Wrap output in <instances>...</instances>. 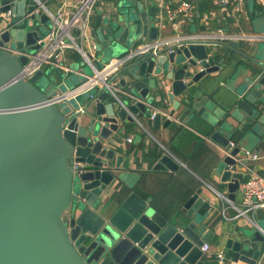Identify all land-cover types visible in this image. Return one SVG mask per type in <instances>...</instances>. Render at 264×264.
<instances>
[{"label":"water","instance_id":"1","mask_svg":"<svg viewBox=\"0 0 264 264\" xmlns=\"http://www.w3.org/2000/svg\"><path fill=\"white\" fill-rule=\"evenodd\" d=\"M121 1L91 29L94 54L121 47L127 52L142 39L157 38L156 1L127 0V10ZM0 5V13L11 9L14 26L0 25V46L12 42L16 50L35 51L37 25L24 24L45 23L46 14L33 13L31 0ZM249 40L240 48L235 39H180L170 52L131 60L111 90L77 95L64 109L50 101L62 92L47 96L38 87L43 69L25 80L26 56L0 51V264H205L201 247L213 238L207 219L215 208L202 189L187 198L183 214L163 216L151 198L133 190L119 139L127 123L158 130L172 121H200L206 138L225 153L213 170L215 190L226 189L235 201L248 164L243 151L264 150V39ZM228 52L233 55L226 58ZM232 121V132L255 139L251 149L231 145ZM180 166L165 152L152 170ZM120 183L129 192L115 202L107 192ZM224 247L231 264L264 262V232L254 226L226 239Z\"/></svg>","mask_w":264,"mask_h":264},{"label":"crops","instance_id":"2","mask_svg":"<svg viewBox=\"0 0 264 264\" xmlns=\"http://www.w3.org/2000/svg\"><path fill=\"white\" fill-rule=\"evenodd\" d=\"M164 1L174 7L179 0ZM187 1L193 7L189 16L182 23L178 34L180 37L196 36L197 38L215 40L220 39L222 36L225 39L227 35L247 36V40L246 38L235 39L239 42V47L242 48L249 43L248 38L255 40L254 37L264 35V0H252V11L248 8V0H232V4L223 11H220V8L213 7L209 0ZM59 3L60 0H54L50 3V7H55ZM110 3L111 5L104 14H110L117 1ZM211 13H213L212 18L209 17L205 22L200 20L203 16H208ZM93 16H95L94 12L90 17L87 29L89 39L86 42L90 53L95 57L90 31L97 26L101 16L99 18ZM192 25L195 28L194 31L190 30ZM158 36L159 38L172 36L169 25L162 29L159 28ZM224 39L223 41L226 42L227 40ZM232 55L233 53L228 52L226 58ZM79 57L78 52L67 51L65 62L71 70L66 74L73 73L78 77L83 76L85 78L86 74L81 73L78 62ZM169 108L170 106L167 104L162 109L168 110ZM151 111L155 112L156 110L151 109ZM90 112V108L85 111L81 118L82 121L90 116L87 115ZM203 125L200 121L195 120L190 121L188 124L172 121L171 126L167 129L152 130L138 122L127 123L124 125L119 139L123 147L124 166L130 171V183L133 190L143 199L151 198L153 208L165 217L183 214L182 208L187 198L197 188H201L203 199L215 208L214 212L208 214L207 226L208 229L214 232V235L211 242L207 244L208 250L204 252L203 259L205 264H218L216 253L222 252L226 257V264H231L227 250L224 247L226 239L236 238L238 234L251 226L264 232V212L256 213L255 210L246 213V215H237V211L231 207V204H239V190L235 195V201L227 199L226 189L220 190L222 194H218L215 190L217 179L213 175V170L225 153L206 138L207 129ZM228 127L232 132L231 129L235 127V122L232 121L230 125L228 124ZM128 138L130 141H127ZM230 142L233 145L242 142L245 147L251 149L255 139L249 136L241 139L239 132H232ZM165 152L171 153L178 159L181 166L175 172L153 171V165ZM251 152H255L258 158L248 159V164L243 169L246 171V168H250L255 172L264 173V150H251ZM120 189H122L121 194L119 193ZM128 192L120 183L115 189L110 187L107 195L115 202H119L122 198L121 195ZM116 207L117 204L113 203L112 209Z\"/></svg>","mask_w":264,"mask_h":264},{"label":"built area","instance_id":"3","mask_svg":"<svg viewBox=\"0 0 264 264\" xmlns=\"http://www.w3.org/2000/svg\"><path fill=\"white\" fill-rule=\"evenodd\" d=\"M31 1L35 6L33 13H44L48 19H51V24L47 32L39 36L36 40L38 48L29 53L26 52L25 49H10L7 43L4 44L3 47L0 46V51L6 50L16 56H26V62L21 68V77L27 80L36 71L43 69L44 66H50L51 68L59 69L67 73L71 70L65 62L68 50L78 52L92 69V74L86 75L82 82L50 98V101L54 104L69 101L71 98L91 92L95 88H107L111 90L112 85H114L117 80L114 77L131 60L146 54H157L163 50L170 52L171 44L180 39H184V37H180L178 34L181 30L182 23L185 21V18L189 16L193 7L187 0H179L178 4L174 7L168 5L164 0H155L159 8L158 12L155 14V25L158 29H162L166 25H169L172 36L161 38L157 36V38L153 40L142 39L127 52L117 57H112L104 62L101 67L95 68L82 44L89 39L87 29L89 27L90 17L98 0H60V3L52 8L50 7V3L54 0H46V4L45 2H40V0ZM209 1L213 7L220 8V11H223L232 4V0ZM1 6L2 5H0V7ZM0 16V25L2 29L8 30L14 27L11 22V9L1 12ZM209 17L212 18L213 13L208 16H203L200 20L205 22ZM188 38L194 39L197 37L193 36ZM245 38L247 40V36L236 34L227 35L225 39L222 36L220 39L215 40L223 41L224 39L228 41ZM254 38L259 40L264 39V35ZM154 113L155 112H152L150 115L151 118H153ZM127 141H130V139L128 138ZM231 145L233 144L231 143ZM243 152L247 159L251 160L258 158L255 152L247 150ZM239 193V204H231V207L237 211V215H246V213L254 212L256 209H261L262 212H264V173H258L250 168H246V176L243 183L240 184ZM201 250L203 252L207 251L208 245L203 244ZM216 260L218 264H226V257L222 252L216 253ZM259 264H264V262Z\"/></svg>","mask_w":264,"mask_h":264},{"label":"rangeland","instance_id":"4","mask_svg":"<svg viewBox=\"0 0 264 264\" xmlns=\"http://www.w3.org/2000/svg\"><path fill=\"white\" fill-rule=\"evenodd\" d=\"M30 1V0H28ZM118 0H98L97 4L94 7V15L96 16V18H99L102 14L105 13V11H107L108 7L111 5L110 2H116ZM249 3H251V0H248ZM128 1L127 0H123L121 1V6L123 10H127ZM93 16V17H95ZM51 24V19H48L45 23H39L38 21L35 20H26V23L24 24L25 28L27 29H31L32 26L37 25V29H38V35L42 36L44 35L48 28L50 27ZM194 26H191V31H194ZM7 46L15 49V45L12 42H8ZM84 50L86 52H90V49L88 48L87 42L84 41L82 44ZM127 47V46H126ZM131 47L128 46V48ZM127 48L125 47H121L119 52H112V51H105V52H98L95 54V58L93 60L94 65H96L97 67H101V65L107 61L109 58L118 55V54H123V52L126 50ZM125 53V52H124ZM78 62L80 64L81 69L83 70L84 74L86 75H90L92 74V69L91 67L83 60V58L80 56L78 58ZM103 62V63H102ZM44 70V74L46 76H44L42 79H40L38 81V87L41 88V90L46 93L47 96H52L54 94H56L57 92H65L66 90H68L69 88L73 87L74 85H76L79 82H82L85 78L83 76H77L73 73H68L66 74L65 72L62 73H57L56 70L52 69L50 66H44L43 67ZM48 76V79L45 78ZM55 79V80H54ZM65 102H61L59 104H57L56 106L64 109L65 107Z\"/></svg>","mask_w":264,"mask_h":264}]
</instances>
